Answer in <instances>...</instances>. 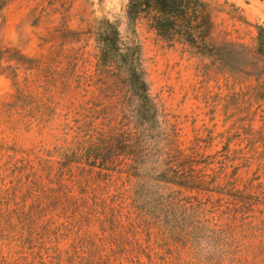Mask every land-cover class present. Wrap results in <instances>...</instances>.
Returning <instances> with one entry per match:
<instances>
[{
	"label": "rangeland",
	"instance_id": "1",
	"mask_svg": "<svg viewBox=\"0 0 264 264\" xmlns=\"http://www.w3.org/2000/svg\"><path fill=\"white\" fill-rule=\"evenodd\" d=\"M200 1L203 25L174 19L163 29L147 6L130 18L129 0H0V264H126L94 206L112 194L134 196L133 216L147 214L153 253L233 264L223 239L192 231L160 180L178 152L228 127L223 99L252 80L210 56L226 41L254 46L264 0ZM103 21L117 29L113 51ZM96 145L104 173L83 159ZM166 225L190 235L168 239Z\"/></svg>",
	"mask_w": 264,
	"mask_h": 264
},
{
	"label": "trees",
	"instance_id": "2",
	"mask_svg": "<svg viewBox=\"0 0 264 264\" xmlns=\"http://www.w3.org/2000/svg\"><path fill=\"white\" fill-rule=\"evenodd\" d=\"M142 6L166 18L163 29L173 25L174 19L191 23L202 19L199 25H203L206 10L200 0H129L128 16L134 17ZM100 25L104 49L113 51L117 29L109 21ZM255 30L254 46L226 41L210 56L219 58L231 78L252 80L223 99V124L228 127L210 137V144L197 140L189 153L178 152L160 180L171 187V199L194 219L192 231H208L210 237L223 239L233 264H264V28L256 26ZM214 140L218 148L206 153ZM101 152V145H96L83 154L90 171L110 170ZM93 199L100 220L111 224L107 242L113 255L126 264H174L153 253L151 224L139 209L133 216L134 196L112 194ZM82 203L86 204L83 198ZM179 228L184 227L166 225L168 239L190 235ZM138 234H144L146 241Z\"/></svg>",
	"mask_w": 264,
	"mask_h": 264
}]
</instances>
